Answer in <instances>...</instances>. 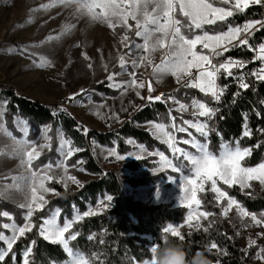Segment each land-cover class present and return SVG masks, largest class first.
<instances>
[{
    "label": "snow or ice",
    "instance_id": "snow-or-ice-1",
    "mask_svg": "<svg viewBox=\"0 0 264 264\" xmlns=\"http://www.w3.org/2000/svg\"><path fill=\"white\" fill-rule=\"evenodd\" d=\"M253 5L264 6V0H48L47 3H42L38 9L33 10L48 12L56 7L74 8L72 16L77 22L80 19H86L89 25L99 23L110 29L113 35L117 34V29H123L119 42L126 51L118 52L117 66L121 71H113L107 76L109 87L119 90L121 96L132 90L140 99H145L140 90L147 87L146 100L149 103L167 104L171 101L178 105L175 109H169L170 124L149 122L152 135L167 145L170 155H166L163 151H148L143 145H136L138 151H131L124 155L112 148L105 157V159L116 162L124 161L126 157H134L138 160L145 156L158 157V160L155 161L156 170L165 174L174 173L175 175H168L170 182H175L177 177L179 179L181 189V194L178 197L179 205L186 210L183 222L169 223L161 229L159 239L153 241L147 248L149 258L144 259L143 264H155L157 248L162 244H167L169 240L184 246L194 233L208 234L210 232V229L217 223L215 219L217 213L207 210L208 205L205 204V197L209 192L214 195L212 201L208 203L212 207L220 209L219 216L221 218H228L234 210L242 228L264 227V212L259 214L250 212L234 196L229 195L228 190L222 187L227 186V189H232L238 186L243 192L245 189L252 188V182L256 181L264 188V162H260L256 166H247L245 161L251 156L252 149L241 147L240 140H235L233 144L224 141L221 137L219 150H210V134L217 131L210 122L217 115L219 108H213L209 103L196 98L192 99L191 104H185L172 94L167 96L164 93L157 96L152 95L155 91L153 80L158 84L165 77L172 76L177 84L197 89L205 97H211L213 101L219 103L227 90V85L220 86L218 83L221 73L226 77H233V68L243 69L246 64L230 57L220 63H214V59L222 57L232 48L242 46H247L249 50L255 52L253 62L260 61V66L250 73L234 76L239 88L245 90L249 88V83L245 81L246 76H252L257 81L264 82V43H261L258 48L249 44L250 35L264 29V20L246 21L242 26H233L228 23L229 18L238 13H244ZM76 27L77 23L67 22L61 26L59 32L49 34L38 44L27 47L13 46L7 51L29 56L36 68L54 67L53 60L47 55L31 52L30 49L53 42L59 43L71 35ZM224 27L226 30H222ZM129 32L134 33L135 39L128 35ZM75 46L80 47L81 45L77 43ZM97 51L101 52V67L107 72L108 65L103 60L102 50L98 49ZM156 53L161 54L159 63L155 62ZM82 56L85 60L91 61L86 52H82ZM87 66L89 69L93 68L91 62ZM141 67L151 68V79L147 82L137 77V71ZM123 74H127L129 79L118 82L116 78ZM140 75L143 76L142 73ZM84 94L85 90L82 89L80 93L70 95L68 100L74 101L77 95L83 96ZM234 95H239V92ZM89 102H91L90 98ZM261 104H264V101H261ZM7 106L6 99L0 100V134L12 139L13 144L8 149L0 148V157L18 159V168L22 171L18 175L0 177V202L11 201L16 194L22 195L23 201L17 207L22 210L23 223L18 224L12 214L0 211V217L11 221V223L0 224V228L10 232L9 235H6L0 231V242L6 245V248H0V264L12 252L17 241L26 237L34 228L44 240L62 247L67 254V259L63 264H105L101 259V253L93 251L91 255H88L79 248L74 249L70 242L76 241L80 235L79 231H72L74 225L86 217L100 215L107 211L113 206V196L106 195L96 203L94 208L89 205L88 209L82 213L78 210L75 211L71 219L65 216L63 224L59 222L61 210L57 208L51 211L47 218H42V222L37 226L33 217L44 210L49 203L46 195L51 193L58 196L60 194L48 186L51 182L62 184L65 190H67L69 181L82 186L74 175L69 174V165L67 164V161L81 149L73 147V140L66 137V134L60 129L57 132L58 159L55 162L49 160L43 166H34L42 156L43 149L48 148L51 151L52 137L49 135L51 126L46 125L41 129L45 143L39 144L36 140L28 139V122L17 118L16 127L22 133V136L17 138L3 123ZM105 106V104L94 105L93 114L101 116L99 109ZM190 108L195 119H183V115H181L182 123L177 124V117L171 115L172 111L183 114ZM58 112H66V109L61 106L58 110L53 111V115H57ZM256 115L259 117L260 112L257 111ZM199 117L205 119L201 121ZM101 118L103 117L101 116ZM110 118L119 119V116L113 112ZM247 119V115H245L242 138H251L252 136V129L249 128ZM81 129L83 135L87 136L89 129L86 126L77 125L76 130L80 131ZM189 129H194L195 133L203 139H198ZM257 131L264 133V129H257ZM178 133H184L188 138L183 136L178 138ZM217 135H219L218 131ZM128 142L133 143L132 141ZM180 145H187L189 148ZM77 163H82V161ZM55 169H62L63 175L60 177L52 175L51 173ZM79 170L84 171L82 168ZM158 196L159 191H157ZM245 220H248L249 223H245ZM205 222L207 223L205 224ZM185 227L189 229L186 234L181 231ZM236 234L239 235L240 232L238 231ZM222 235L227 234L222 233ZM258 235L264 236V232L258 233ZM227 238L232 239L230 236ZM88 239L95 240L96 234L89 235ZM99 243L103 245L104 239L101 238ZM35 244L36 241L32 240L25 248L22 264H32L30 258ZM253 246H256V240L249 239L248 247ZM204 249L209 250V255L213 254V250L218 255H228L227 249H221L215 240L209 241ZM187 251L189 256L195 253L191 252V247ZM255 258L264 261V246L258 247ZM216 264H220V261L217 260Z\"/></svg>",
    "mask_w": 264,
    "mask_h": 264
},
{
    "label": "trees",
    "instance_id": "trees-1",
    "mask_svg": "<svg viewBox=\"0 0 264 264\" xmlns=\"http://www.w3.org/2000/svg\"><path fill=\"white\" fill-rule=\"evenodd\" d=\"M227 7V6H225ZM250 20H264V6H250L244 13H238L234 17L229 18L228 23L236 26L241 22ZM226 30V27L222 28ZM264 43V29L255 31L249 37V44L254 48ZM252 55V51L247 46L232 48L222 57L215 58L216 63H220L225 58L230 57L235 60L245 61ZM254 70V65H249L243 73H250ZM245 81L249 83L247 90L240 89L236 86L233 78L226 79L225 74L221 73L218 80L220 86L227 85V90L219 103H216L210 97H205L202 93L193 88H185L181 86L174 96L184 103H190L193 98L205 101L213 108H219V111L210 124L218 131L210 134V150L218 151L220 148L221 137L224 141L234 144L235 140H240L241 147H249L252 149L251 156L246 159L247 166H256L260 162H264V133H260L257 129H264V82L255 80L252 76H246ZM105 87L99 85L98 91L105 92ZM184 92L186 95L184 96ZM239 92V95H234ZM0 98L8 101L5 119L13 122L16 118L24 119L31 128L36 132L38 129L46 125H50L54 132L62 129L66 137L73 140V147H79L81 151L77 152L73 161H82L85 171L95 177L92 181L83 185L77 192L68 194L59 185H53L57 192L58 198L54 199L48 207L35 215V223L37 226L41 223V219L47 216V212L54 209L61 210V219L64 217L72 218L75 211H86L91 205L96 206L99 198L106 195H112L113 206L100 215L86 217L80 223L74 225L72 231H79L80 235L76 241L70 242L71 246L79 248L86 254L91 255L93 251L101 253V259L105 264H143V260L149 258L147 248L155 240L159 239L161 229L169 223L178 224L183 222L186 210L182 208H172L169 204H150L135 200L133 197L124 193V182L119 174L112 170H104L98 164L91 147H86V142L92 138L94 143L104 146H112L114 142H119V150H124L127 140H134L148 149H164L157 140L149 132L139 127L149 124V122H160L166 125L170 124L169 109L170 104L160 102L147 103L141 110L136 112L121 128L115 133L101 134L98 132H90L88 136H84L82 131H77V125H81L70 113L58 112L53 115L54 110H58L55 106L48 108L40 102L31 100L27 96L19 95L12 88H0ZM260 112V116L256 112ZM172 116H176L172 111ZM245 115H247V123L252 129V136L243 137V126L245 123ZM119 135H116V134ZM93 135V136H92ZM199 139H203L199 137ZM89 142V141H88ZM56 144L54 141L53 147ZM258 145V146H257ZM44 160V159H43ZM40 160L38 164H41ZM130 171H137L142 167H150L148 161H133L125 166ZM146 180H130V186L138 187L146 184ZM229 195L234 196L240 201L244 207L250 212H264V198L249 196L242 194L237 187L227 189ZM212 194L208 193L205 197L207 209L214 210L208 202L212 201ZM12 206L5 202H0V211L6 210L16 216L19 224L22 223L21 218L17 217L18 210L15 212ZM4 220L0 217V224ZM0 231H4L0 228ZM95 233L96 239L90 241L89 235ZM226 233L227 235H222ZM186 234V233H185ZM232 237L228 239L227 237ZM103 238L105 243L101 245L100 239ZM36 241L33 247V253L30 258L32 264H62L67 259V254L63 251L59 244H53L44 240L38 235L37 229L28 233L26 237H22L14 245L12 252L6 257L2 264H22V255L25 248ZM215 240L221 249H227L228 255H218L213 251L209 255L213 264L219 260L220 264H253V256L251 252L242 250L238 242L236 234L232 230L210 231L208 234L203 232L194 233L193 236L184 244L186 250L191 247V252L204 249L209 241ZM175 242V241H174ZM0 248H6L3 242H0ZM247 252V255H245ZM15 257V259H13Z\"/></svg>",
    "mask_w": 264,
    "mask_h": 264
},
{
    "label": "rangeland",
    "instance_id": "rangeland-1",
    "mask_svg": "<svg viewBox=\"0 0 264 264\" xmlns=\"http://www.w3.org/2000/svg\"><path fill=\"white\" fill-rule=\"evenodd\" d=\"M47 2L48 0H0V88H12L19 95L27 96L31 100L40 102L46 106H55L56 108H60L62 106L81 125L86 126L89 129V134L91 131L101 134L115 133L119 127V121L123 123L127 122L136 112L149 103L146 100V97L148 96L147 87L140 90L141 95L144 96L145 99L138 98L132 90H129L126 95L121 96L119 90L109 87L107 76L113 71H121V69L117 66L118 52L124 53L126 51L123 45L119 42L123 29H117V34L113 35L110 29L99 23L89 25L86 19H80L77 22L72 16L74 8L56 7L48 12H44L42 10L33 11L34 9H38L40 4ZM29 20H31V22H29ZM67 22L77 23V27L71 35L65 37L59 43L53 42L42 47L30 49L31 52L47 55L53 60L54 67L45 69L36 68L33 66L32 60L29 56L21 55L18 52L9 53L7 51V49L13 46L27 47L32 44H38L49 34H56L59 32L61 26ZM128 35L135 39L134 33L129 32ZM77 43L81 46L76 47L75 45ZM98 49L102 50L103 60L108 65L107 72L101 67V52L97 51ZM82 52H86L91 58V61L85 60L82 56ZM90 62L93 64L92 69H89L87 66ZM144 69L145 68L143 67L138 69L137 77L138 79H144L145 82H147V80L151 79V73L149 75L145 74L143 72ZM147 69L149 70L150 67ZM141 73L143 76L140 75ZM116 79L118 82L127 81L129 76L127 74H123L118 76ZM101 84L105 87V92L97 90V87ZM181 86L182 85L176 83L175 78L172 76L165 77L163 81L158 84L155 80H153V87L155 88V91L152 95L157 96L158 93H164L165 96L168 94L174 95ZM82 89L85 90V94L83 96L77 95L74 101L68 100L70 95L78 94ZM89 98L91 102H89ZM0 100L3 99L0 98ZM168 103L170 104L171 109L178 107V105L173 104L171 101ZM98 104L106 105L105 107L99 109L103 118L93 114L95 111L94 105ZM113 112L118 114L119 119L110 118ZM173 112L177 117L176 123L181 124V113L176 111ZM16 119L13 122H8L4 116L3 123L14 136L19 138L22 136V133L19 128L16 127ZM183 119L193 120L195 118L192 114L190 115L189 112H186ZM199 119L203 121L205 118L199 117ZM139 128L152 134L150 123ZM41 129L34 132L29 125L28 139L36 140L39 144H44L45 140L42 138ZM169 130L171 131V128H169ZM189 131H192L199 139V135L195 133L194 129H189ZM49 135L52 137L51 151H49L48 148L43 149L42 156L35 162L34 166H36L40 160H42V162L38 165L43 166L47 164L49 160L55 162L58 159L57 132H54L51 127ZM177 136L178 138L181 136L188 138L184 133H178ZM55 140L56 144L53 147ZM156 140L164 147V149L151 150L145 146L144 147L148 151H163L166 155H170V150L167 148V145L161 143L158 139ZM128 141H132L133 143H129ZM12 144V139L0 134V148L8 149L12 146ZM136 145L141 144L136 143L134 140H127L125 142L126 148L122 151L119 150V142H114L110 147L92 142L90 147L100 167L104 170H112L119 174V177L124 182V193L126 195L143 203H150L154 205L169 204L172 208H181L178 200V197L181 194L179 179L177 177L175 182H170L168 175H175L174 173L168 172L165 174L156 170L157 165L155 161L158 160V157L150 158L145 156L140 160L134 157H126L124 161L119 162L105 159L108 155V151L112 148H115L120 154L127 155L128 152L138 151L135 147ZM180 146L189 148L187 145ZM75 154L67 161V164L69 165V174L74 175L81 182L82 186L73 184L69 181L67 190H65L62 184L53 181L48 185L49 187L52 188L53 185H59L66 193L71 194L80 190L84 184L95 179V177L85 171L82 163L73 161ZM141 160L148 161L150 167H142L137 171H130L125 167L126 164L130 162ZM18 164V159L6 156L0 157V177L18 175L20 171H22L18 168ZM73 165H75V167H72ZM81 168L84 169V171H80L79 169ZM51 174L56 177H60L63 175V171L62 169H55ZM133 179L146 180L147 182L144 185L133 187L128 183ZM8 182L10 183L11 181ZM235 187L239 189L238 186ZM157 191H159L158 197ZM209 193L212 194L211 192ZM241 193L245 195H249L250 193L249 196L252 195L264 198V188H262L256 181L252 182V188L245 189ZM213 195L214 194H212V196ZM58 196L51 193L47 194L46 199L49 203L46 207H48L54 199L58 198ZM101 199L102 198H99L98 201ZM22 201V195L16 194L13 200L3 202L14 208L11 209L12 211L10 212L18 210L17 217L21 218L22 210L19 209L17 205ZM207 210L215 211L217 213V216L215 217L217 223L212 229H210V231H217L219 228L226 231L232 230L235 234L239 231L240 234H236V236L242 250L252 253L253 264H264V261L255 258L258 247L264 246V236L258 235V233L264 232V227L252 226L242 228L241 222L237 219L234 210L229 214L228 218H221L219 216V208ZM50 213L51 212H47L46 214L48 215L44 218H47ZM10 214L13 215V213ZM13 216L19 224L16 216ZM2 218L4 220L3 223H11L9 219L4 217ZM34 218L35 216L33 217L35 222ZM59 222L63 224L61 216ZM206 223L207 222H205V224ZM245 223H249V221L245 220ZM3 230L4 234H10L8 230ZM181 231L187 233L189 229L185 227L182 228ZM249 239L256 240V246L249 248Z\"/></svg>",
    "mask_w": 264,
    "mask_h": 264
},
{
    "label": "clouds",
    "instance_id": "clouds-1",
    "mask_svg": "<svg viewBox=\"0 0 264 264\" xmlns=\"http://www.w3.org/2000/svg\"><path fill=\"white\" fill-rule=\"evenodd\" d=\"M207 249H198L189 256L185 247L172 240L162 244L155 253V264H213Z\"/></svg>",
    "mask_w": 264,
    "mask_h": 264
},
{
    "label": "built area",
    "instance_id": "built-area-1",
    "mask_svg": "<svg viewBox=\"0 0 264 264\" xmlns=\"http://www.w3.org/2000/svg\"><path fill=\"white\" fill-rule=\"evenodd\" d=\"M245 22H241V23H239V24H237V25H243ZM260 45V44H259ZM259 45H257L255 48H258V46ZM238 47H235L234 49H237ZM160 53H156L155 54V62L156 63H159V61H160ZM254 57H255V52L254 51H252V55L247 59V60H245V61H243V62H245V64H246V67H244L243 69H241V68H233V74H234V76H238V75H240V74H242L243 72H244V70H246V68L249 66V65H251V64H253L254 65V69H256V68H258L259 66H260V61H258V60H256L255 62H253L254 61ZM227 58H229V57H227ZM227 58H225V60L227 59ZM223 62V61H222ZM214 63H216L215 61H214ZM149 71V72H148ZM143 72L145 73V74H147V75H149L150 73H151V68L148 70V69H144L143 70ZM234 76L233 77H226V75H225V77H226V79H229V78H233L234 79ZM147 78V77H146ZM255 78V77H254ZM235 81H236V86L237 87H239L238 86V82H237V80L236 79H234ZM256 80V79H255ZM186 88V87H185ZM173 93V92H172ZM161 93H158L157 95H160ZM184 96L186 95V92H184V94H183ZM197 99V98H196ZM181 102V101H180ZM181 103H184V102H181ZM185 104H191V102L190 103H185ZM43 105V104H42ZM46 106V105H45ZM46 107H48V108H51V106H46ZM215 108H217V107H215ZM59 109V108H58ZM189 114L191 115L192 114V109L190 108L189 109ZM186 113H183V114H181V115H185ZM71 115V114H70ZM126 122H118V124H119V127H118V129L119 128H121L124 124H125ZM117 129V130H118ZM117 130H116V132H117ZM80 131H82V129L80 130ZM92 132V131H91ZM82 133H83V131H82ZM88 134H89V132H88ZM116 135H119L118 133L116 134ZM88 136V135H87ZM86 136V137H87ZM93 136V135H92ZM90 143H89V142ZM88 141L86 142V147H88L89 148V146H90V144H92V141H93V139L92 138H89L88 139Z\"/></svg>",
    "mask_w": 264,
    "mask_h": 264
}]
</instances>
